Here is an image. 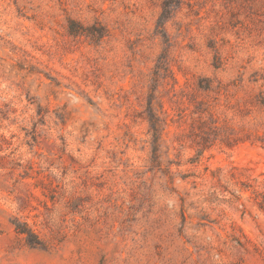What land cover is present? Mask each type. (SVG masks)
<instances>
[{"label":"rangeland","instance_id":"rangeland-1","mask_svg":"<svg viewBox=\"0 0 264 264\" xmlns=\"http://www.w3.org/2000/svg\"><path fill=\"white\" fill-rule=\"evenodd\" d=\"M0 147V264H264V0H0Z\"/></svg>","mask_w":264,"mask_h":264},{"label":"trees","instance_id":"trees-1","mask_svg":"<svg viewBox=\"0 0 264 264\" xmlns=\"http://www.w3.org/2000/svg\"><path fill=\"white\" fill-rule=\"evenodd\" d=\"M2 141L7 142L6 139H5L4 137H2ZM0 152H2V148H1V147H0ZM8 157H9V155H5V156H3V157H0V159L5 161V160H7ZM18 232H19V233H23L22 230H19Z\"/></svg>","mask_w":264,"mask_h":264}]
</instances>
